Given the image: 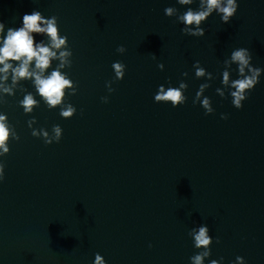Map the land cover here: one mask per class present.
Segmentation results:
<instances>
[{"label":"water","instance_id":"95a60500","mask_svg":"<svg viewBox=\"0 0 264 264\" xmlns=\"http://www.w3.org/2000/svg\"><path fill=\"white\" fill-rule=\"evenodd\" d=\"M237 3L227 24L214 11L199 26L203 36H192L196 26L179 18L201 10L200 0H0L5 31L33 10L56 18L66 38L57 55H70L44 75L59 67L71 83L54 107L31 78L13 85L9 77L11 92H0L9 129L0 264H93L97 253L106 264H190L189 234L201 225L213 238L210 259L264 264V71L239 110L222 83L223 71L237 77L230 53L238 48L264 70V0ZM116 62L125 66L121 80ZM198 67L205 75L196 78ZM181 82L183 106L153 102L159 85ZM205 84L208 116L193 106ZM29 94L36 103L26 113Z\"/></svg>","mask_w":264,"mask_h":264},{"label":"clouds","instance_id":"9594fccd","mask_svg":"<svg viewBox=\"0 0 264 264\" xmlns=\"http://www.w3.org/2000/svg\"><path fill=\"white\" fill-rule=\"evenodd\" d=\"M182 5H189L192 0H178ZM201 10L192 11L189 9L179 19L187 26H196L195 30L188 28V34L192 36H203V29L199 26L214 11L220 16L221 23L227 24L236 14L238 3L237 0H200ZM173 9L166 8L165 15L170 16ZM46 36L48 43L42 41L37 42L35 36ZM66 44V38L58 35L56 18H44L39 11H31L24 13L20 18V26L16 28H8L5 31L3 22H0V92L10 93L11 89L5 86V82L11 77L12 84L15 85L21 79L31 78L37 94L44 100L49 107L57 106L61 103L64 90L71 87L69 79H67L59 70L67 62L66 58L70 55L67 51H59ZM118 52H123V47L117 48ZM57 59L60 66L51 71L48 75H44L46 69L50 66V61ZM230 61L235 65L237 77L230 81L228 71L222 72V83L230 88L228 97L231 106L239 110L243 102L248 98V94L252 92L254 87L260 82L262 69L250 66L251 56L246 48H238L230 53ZM199 62L197 61V64ZM116 79H122L125 72V66L116 62L112 65ZM163 65L158 66V70H162ZM247 70V74H246ZM205 75L203 68H197L195 77L199 78ZM211 74L209 73V76ZM187 85L183 82L178 87L169 86L167 89L163 85H159L153 96V102L157 104L170 105L173 109L183 106L187 97L184 95ZM208 85H199L193 96V106L199 103L203 109L205 116L211 115L214 109L211 107L210 98L200 99L201 94ZM111 91V89H110ZM219 91V90H217ZM221 95H223L221 93ZM107 103V100H104ZM36 101L32 95H25L21 101V105L25 112H31ZM74 109L68 107L61 111L63 118H68L73 114ZM226 114H221L220 119L226 120ZM6 116L0 115V155L7 153V140L9 138V129ZM59 129H55L57 138L59 137ZM35 134V133H34ZM3 179V169L0 166V181ZM192 247L196 254L189 257L190 264H204L207 259L208 264H223V257L219 259H210L211 245L213 238L209 234L206 225H201L190 232ZM217 244L219 239L215 240ZM151 247V245H149ZM93 264H106L100 254H95ZM234 264H245L242 257L237 256Z\"/></svg>","mask_w":264,"mask_h":264}]
</instances>
